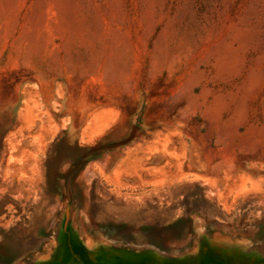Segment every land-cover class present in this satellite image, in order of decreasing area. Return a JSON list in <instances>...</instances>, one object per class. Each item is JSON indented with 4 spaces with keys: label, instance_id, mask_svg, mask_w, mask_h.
Segmentation results:
<instances>
[{
    "label": "rangeland",
    "instance_id": "1",
    "mask_svg": "<svg viewBox=\"0 0 264 264\" xmlns=\"http://www.w3.org/2000/svg\"><path fill=\"white\" fill-rule=\"evenodd\" d=\"M68 249L264 264V0H0V264Z\"/></svg>",
    "mask_w": 264,
    "mask_h": 264
},
{
    "label": "water",
    "instance_id": "2",
    "mask_svg": "<svg viewBox=\"0 0 264 264\" xmlns=\"http://www.w3.org/2000/svg\"><path fill=\"white\" fill-rule=\"evenodd\" d=\"M69 255L64 252L60 258V264H120V261L138 263V261L129 260L128 257H120L117 254L101 255L95 252L75 253L73 250L68 249ZM120 257V258H118Z\"/></svg>",
    "mask_w": 264,
    "mask_h": 264
}]
</instances>
